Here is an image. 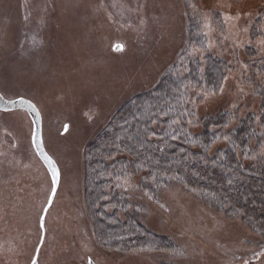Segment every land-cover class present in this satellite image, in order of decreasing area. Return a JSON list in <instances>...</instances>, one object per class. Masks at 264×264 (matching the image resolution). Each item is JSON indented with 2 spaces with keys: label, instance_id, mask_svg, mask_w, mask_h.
<instances>
[{
  "label": "rangeland",
  "instance_id": "374dc122",
  "mask_svg": "<svg viewBox=\"0 0 264 264\" xmlns=\"http://www.w3.org/2000/svg\"><path fill=\"white\" fill-rule=\"evenodd\" d=\"M208 53L228 67L217 92H193L194 133L204 115L258 114L264 81L250 61L264 58V0H0V93L34 103L59 170L42 229L52 183L32 122L24 110H0V264H30L36 251L38 264H264L260 235L178 183L155 193L139 174L116 183L126 210L167 237L170 251L102 246L86 203L84 154L96 135L167 70Z\"/></svg>",
  "mask_w": 264,
  "mask_h": 264
},
{
  "label": "trees",
  "instance_id": "16d2710c",
  "mask_svg": "<svg viewBox=\"0 0 264 264\" xmlns=\"http://www.w3.org/2000/svg\"><path fill=\"white\" fill-rule=\"evenodd\" d=\"M195 30L190 25L189 34ZM248 51L256 55L254 49ZM250 62L253 74L264 81V58ZM178 67L121 105L85 150V198L95 236L120 253L173 249L167 237L150 232L137 213L126 210L127 197L116 183L131 174H139L142 189L152 193L178 183L241 219L264 240V90L258 85V114L239 117L235 110H225L204 115L194 133L187 127L195 117L193 92H217L228 66L208 53ZM218 140L225 145L210 153Z\"/></svg>",
  "mask_w": 264,
  "mask_h": 264
},
{
  "label": "water",
  "instance_id": "95a60500",
  "mask_svg": "<svg viewBox=\"0 0 264 264\" xmlns=\"http://www.w3.org/2000/svg\"><path fill=\"white\" fill-rule=\"evenodd\" d=\"M117 45H119V44H117ZM21 101H24V102H21ZM18 109L24 110L25 112H27V114H28V116H29V118H30V120L32 122L31 143H32V146H33V149H34L36 155L38 156V158L40 159L42 164L45 166V168H46V170H47V172L49 174V177L51 179V183H52L51 170H50V168L48 166V162L45 160V155L48 156L49 158H51V157L46 153V151L44 149V146H43L42 136H41V117H40L39 110L37 109V107L34 105L33 102H31L30 100H28L26 98L18 97V98H15V99H6L0 93V110H2V111H11V110H18ZM34 133H35V135H34ZM37 144H39L40 147H37L36 146ZM51 160L53 161L52 158H51ZM56 188H57V185H56ZM54 194L55 193H53V185H52L48 201H47V203H46V205H45V207L43 209L42 215H41V218L43 217V220L40 218V225L44 221V217H45V214H46L45 209L49 208V206H50V204H51V202L53 200ZM50 198H51V202H49ZM34 257L36 259V264H38L37 251L34 254L33 258ZM33 258L31 260L30 264H32Z\"/></svg>",
  "mask_w": 264,
  "mask_h": 264
},
{
  "label": "snow or ice",
  "instance_id": "6c2138e0",
  "mask_svg": "<svg viewBox=\"0 0 264 264\" xmlns=\"http://www.w3.org/2000/svg\"><path fill=\"white\" fill-rule=\"evenodd\" d=\"M114 48L116 50H121L122 46L121 45H115ZM21 102H24V101H21ZM34 135H35V133H34ZM173 139H175V136H173ZM36 146L40 147L39 144H37ZM45 160L48 162V166H49V168L51 170L53 193H55L56 185H57V183L59 181V170L57 169L55 163L51 160V158H49L48 156L45 155ZM49 202H51V198H50ZM45 211H47V209H45ZM41 219L43 220V217ZM41 228H43V223L41 224ZM32 264H36L35 257L33 258Z\"/></svg>",
  "mask_w": 264,
  "mask_h": 264
}]
</instances>
